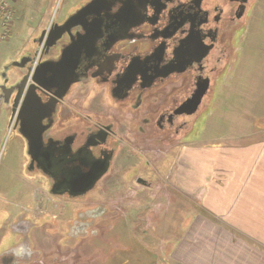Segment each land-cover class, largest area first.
Returning a JSON list of instances; mask_svg holds the SVG:
<instances>
[{
	"label": "flooded vegetation",
	"instance_id": "flooded-vegetation-1",
	"mask_svg": "<svg viewBox=\"0 0 264 264\" xmlns=\"http://www.w3.org/2000/svg\"><path fill=\"white\" fill-rule=\"evenodd\" d=\"M256 1L84 0L43 30L47 34L42 45L37 43L41 52L36 65L52 63L43 73L29 72L37 51L25 56V68H16L23 74L14 75L15 80L12 67L2 68L1 107L10 111L12 133L18 135V113L25 99L34 95L41 106V129H45L37 152L54 156L56 171L28 156L23 171L42 184L45 196L72 202L77 211H83L70 224V220H59V227L66 225L67 245L99 233L95 225L102 224L107 210L91 208L86 199L94 198L89 193L111 199L110 188L123 187V180L152 186L144 174L145 163L183 138L190 117L182 114L186 102L206 88L202 104L210 102L206 98L233 66L235 40L243 37ZM53 39L58 41L47 52L46 45ZM50 105L52 115L47 111ZM20 138L27 153L28 141ZM130 157L140 163L116 165ZM106 164L109 168L94 189L76 195L81 190L74 188L72 175L80 170L84 176L99 177ZM35 227L29 222L17 226L18 242L0 254V264L29 260L30 256L15 257L14 251L23 245V235Z\"/></svg>",
	"mask_w": 264,
	"mask_h": 264
},
{
	"label": "rangeland",
	"instance_id": "rangeland-1",
	"mask_svg": "<svg viewBox=\"0 0 264 264\" xmlns=\"http://www.w3.org/2000/svg\"><path fill=\"white\" fill-rule=\"evenodd\" d=\"M83 2L84 0H24V5L14 12L8 29H3L4 32L0 33V73L5 72L2 68L21 62L33 51H37L36 57L40 55L41 48L37 43L43 30L55 19L61 20L70 9H75ZM13 70V80L16 78L14 75L19 77L23 74L16 67ZM261 75L264 77V71ZM258 78H262L259 72L252 70L246 81L240 80L246 90L238 89L232 96L234 105L240 107L242 112H248V105L257 102V96L264 94V83H259ZM213 90L206 100H211ZM240 90L244 92H239ZM224 99L227 97L224 96ZM206 102L195 115L187 118L188 128L183 131V138L174 141L164 153L157 152L159 155L156 159L153 157L145 163L148 171L144 174L153 183L150 188L127 184L123 180V187L110 188L111 199L100 198L99 193H89V198H94L86 199L93 203L94 207L91 208L104 205L103 208L107 209L102 224L95 225V228H100L101 236L95 240H87L86 243L107 247L102 253L93 255L92 264H100V261L102 264H181V245L185 242V249L188 241L194 243L197 238H201L192 231L200 218L230 229L231 240L233 238L235 243L247 245L252 255H264V199H253L252 196L239 199L242 196L236 191V199L226 198L229 195L220 196L223 199L219 196L205 199L206 197L186 194L193 192L194 188L177 187L170 181V174L177 169L180 155L186 148L196 147V141H208L206 144L211 146L214 132L219 133V136L243 132L239 129V124L233 123L231 115L220 113L222 106L210 110ZM10 119L9 109L6 106L0 107V254L14 248L18 242L15 229L26 222L36 225L35 228H45L46 225L53 224L54 232L61 238V245H66L68 232L66 225L60 224L62 229L59 227V220H70L67 221L70 224L83 211H77L72 202L48 198L43 193L42 184L35 178L27 177L31 175L27 170L23 171L27 155L21 138L11 133ZM245 131L247 132L246 129ZM191 135L192 140L189 138ZM125 162H129L127 167L140 163L138 159L135 161V158L130 157L128 161H116V165L121 167ZM130 169L131 167L127 171ZM190 184L195 185L192 182ZM247 190L246 188L245 192ZM234 195L230 194V197L233 198ZM220 208L225 213L244 212L233 215V220L237 219L238 223L252 226L253 223L262 224L260 228H252V231L261 234L246 235L243 226L233 228L225 225V221L230 222L229 215L221 216L220 218H225L222 220L214 213L218 210L220 212ZM251 212L253 220L249 221ZM51 213L55 220L49 219ZM33 232H26L20 243L31 248L34 242H40ZM190 258H196V255ZM84 261L87 259H83Z\"/></svg>",
	"mask_w": 264,
	"mask_h": 264
},
{
	"label": "crops",
	"instance_id": "crops-1",
	"mask_svg": "<svg viewBox=\"0 0 264 264\" xmlns=\"http://www.w3.org/2000/svg\"><path fill=\"white\" fill-rule=\"evenodd\" d=\"M23 3L24 0L18 2L12 16L24 5ZM9 24L10 22L5 24L3 20H0V33L4 32L3 29H8ZM235 52L233 66L221 76L214 88L208 108L215 110L217 106H222L223 110L220 113L231 115L233 123L239 124L240 126H237L243 132L233 135L226 133L223 136L214 132L211 146L206 144L208 141L206 143L203 140L196 141V147L186 148L183 151L179 157L177 169L170 174L169 178L172 185L195 189L193 192L185 191L188 195L206 197L205 199H214L217 196L223 199L220 196L229 195L226 198L236 199L238 196L234 194L238 193L242 196L239 199H247L246 196H252L253 199H264V94L257 96V102L248 105V112L239 110L240 107L234 105L235 101L232 97L236 90L241 88L246 90L240 80L246 81L252 70L259 72L262 78H258V81L264 83V77L261 75L264 71V0H257L251 9L243 37L235 40ZM262 93H264V88ZM224 96L227 97V101ZM237 116H239L238 119ZM197 136L198 133H196ZM189 138L192 140V135ZM191 182L195 185L190 184ZM246 188L247 192H245ZM230 194L234 195L233 198ZM88 204L93 205L90 201ZM99 206L104 207V205ZM240 212L242 211L225 213L221 208L220 212L219 210L214 211L218 218L226 217L224 214L229 215L230 220L228 221L230 222L224 220L225 225L233 228L243 226L246 235H260V232L252 231V228H260L262 224L253 223L252 226L238 223L237 219L233 220V215ZM252 213L248 216L249 221L253 220ZM49 219L55 220L53 213L50 214ZM54 227L53 224H48L45 228L32 230L40 242L32 244L30 248L32 254L29 257L32 262L28 263L29 260H27L25 264H92L93 255L107 249L101 244H86L87 240L98 239L101 236V230L99 233L86 235L84 240H80L75 245H61V238L57 237ZM192 231L201 238H197L194 243L188 241L185 249V242L181 245L179 250L180 253L183 252L180 255L181 264H264L263 254L252 255L247 245L237 244L233 238L231 240L230 229L214 225L206 218H200ZM194 255L196 258L189 259ZM83 259L87 261L83 262ZM100 264H102L101 261Z\"/></svg>",
	"mask_w": 264,
	"mask_h": 264
},
{
	"label": "water",
	"instance_id": "water-1",
	"mask_svg": "<svg viewBox=\"0 0 264 264\" xmlns=\"http://www.w3.org/2000/svg\"><path fill=\"white\" fill-rule=\"evenodd\" d=\"M46 31L42 32V36L39 38L38 42L39 44H43ZM57 39H53L49 44L46 45L47 52L51 50L55 44L57 43ZM41 52V51H40ZM39 56V55H38ZM25 57L22 59L21 62L14 63L9 67H16V68H25L27 63H23V60ZM37 57L35 55L33 63L29 69L30 73H33L36 69L37 72L43 73L44 68L48 64H52L51 62L48 63H43L39 67L37 63ZM38 67V68H37ZM7 68V67H6ZM8 71V70H7ZM28 76L24 77L22 82H21V89L25 87L27 83ZM34 87V86H32ZM21 89H19L21 91ZM207 88L203 92V94L199 93L197 97H195L194 100H189L186 102V104L182 108V114H186L187 116L194 115L197 113L199 110L202 100L204 96L207 93ZM20 91L18 94V97L15 101V107H17L18 100L20 98ZM41 106L37 102V99L34 95H30L28 98L25 99L23 102V105L18 113V125H20V128L17 127V133L20 137L25 138L28 141V147H27V156L30 158L32 162H44V164L48 165V169L51 171H56L55 166H54V156L52 155L51 152H45L44 154L40 155L37 151V149L40 146V142L42 141L44 137V131L45 129H41V116L39 114V109ZM187 108V109H186ZM54 107L53 105H50L49 108L47 107V111L49 114H53ZM16 114V109L13 110V117ZM13 120L11 121V123ZM42 162V163H43ZM109 168V164L104 165L103 170L100 174L99 177H91L89 175L84 176L83 173L80 170H77L73 175L72 179L75 182L74 188L77 190H81V192L76 193V195H83L86 194L89 191H92L94 189V185L96 184L97 180L101 178L102 175H104Z\"/></svg>",
	"mask_w": 264,
	"mask_h": 264
},
{
	"label": "built area",
	"instance_id": "built-area-1",
	"mask_svg": "<svg viewBox=\"0 0 264 264\" xmlns=\"http://www.w3.org/2000/svg\"><path fill=\"white\" fill-rule=\"evenodd\" d=\"M19 0H0V20H3L5 24L11 22L12 11ZM2 106V101L0 99V107ZM12 130V128H10Z\"/></svg>",
	"mask_w": 264,
	"mask_h": 264
},
{
	"label": "clouds",
	"instance_id": "clouds-1",
	"mask_svg": "<svg viewBox=\"0 0 264 264\" xmlns=\"http://www.w3.org/2000/svg\"><path fill=\"white\" fill-rule=\"evenodd\" d=\"M6 215V214H5ZM7 243V242H6ZM31 249L25 245H20L15 251V257L19 259H23L26 256H31Z\"/></svg>",
	"mask_w": 264,
	"mask_h": 264
}]
</instances>
